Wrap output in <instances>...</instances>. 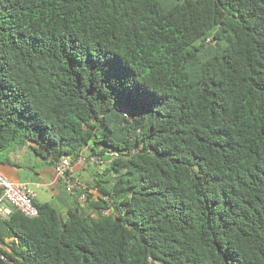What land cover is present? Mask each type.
Masks as SVG:
<instances>
[{
    "label": "trees",
    "instance_id": "1",
    "mask_svg": "<svg viewBox=\"0 0 264 264\" xmlns=\"http://www.w3.org/2000/svg\"><path fill=\"white\" fill-rule=\"evenodd\" d=\"M25 153L102 162L58 176L63 216L0 218V264H264V0H0Z\"/></svg>",
    "mask_w": 264,
    "mask_h": 264
},
{
    "label": "built area",
    "instance_id": "2",
    "mask_svg": "<svg viewBox=\"0 0 264 264\" xmlns=\"http://www.w3.org/2000/svg\"><path fill=\"white\" fill-rule=\"evenodd\" d=\"M81 162L101 163L99 156H91L88 161L85 156L81 155L75 162H71L68 157H63L57 164L53 166L57 176L65 177L66 172L73 171V165ZM67 182V191L72 192L75 185L70 183L69 178H65ZM84 200V195L79 197ZM36 200L35 191L30 188L28 182H14L0 171V218H6L14 210L19 211L26 217H35L38 215V209L34 204ZM1 258H6L1 255Z\"/></svg>",
    "mask_w": 264,
    "mask_h": 264
},
{
    "label": "crops",
    "instance_id": "3",
    "mask_svg": "<svg viewBox=\"0 0 264 264\" xmlns=\"http://www.w3.org/2000/svg\"><path fill=\"white\" fill-rule=\"evenodd\" d=\"M25 154L28 157L26 162H23L25 160L23 159L24 156L20 155L21 157L15 156L16 159L12 158L13 162L11 164L0 163V170L2 169L1 172L14 182H28L30 186H33L32 189H34L35 193L37 192L36 194H38V189L44 188L47 192H50L51 198V200L46 202L54 204L53 201L57 200L62 205L69 204V199L58 189L59 178L56 175L53 166L40 167V160L34 159L27 153ZM78 166L80 165L77 163L73 165L74 176H78L80 173ZM36 200L41 201L37 199V197Z\"/></svg>",
    "mask_w": 264,
    "mask_h": 264
},
{
    "label": "rangeland",
    "instance_id": "4",
    "mask_svg": "<svg viewBox=\"0 0 264 264\" xmlns=\"http://www.w3.org/2000/svg\"><path fill=\"white\" fill-rule=\"evenodd\" d=\"M30 155L34 159L39 160L35 156H33L31 153H30ZM23 159H25L23 162H26L28 160V157L26 156ZM99 164L91 165V166L94 167L97 170V169H100V167H101ZM79 165L80 166H78V169L80 170V173L77 176L78 177V181H79V183L82 182V185H85L86 180L90 178V172L88 171L89 170V165L86 162H81V163H79ZM30 188H33V186H30ZM36 197H37V199H39L41 201H49V200H51V198H50V192H47V190H45L44 188L38 189V194H36ZM53 202H54V205L56 204L55 205L56 208L58 209V211L60 212V214L63 216L64 213H65L64 212V206L61 203H59L57 200H55ZM80 202H82V200H80Z\"/></svg>",
    "mask_w": 264,
    "mask_h": 264
}]
</instances>
